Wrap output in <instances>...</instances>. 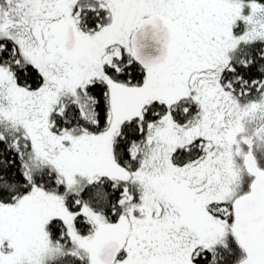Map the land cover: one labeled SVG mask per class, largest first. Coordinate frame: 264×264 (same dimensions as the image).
<instances>
[{
  "label": "snow or ice",
  "instance_id": "1",
  "mask_svg": "<svg viewBox=\"0 0 264 264\" xmlns=\"http://www.w3.org/2000/svg\"><path fill=\"white\" fill-rule=\"evenodd\" d=\"M0 264H264V0H0Z\"/></svg>",
  "mask_w": 264,
  "mask_h": 264
}]
</instances>
